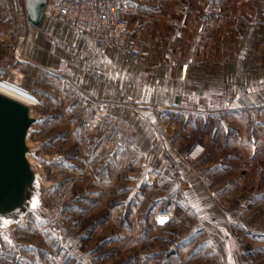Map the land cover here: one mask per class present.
Listing matches in <instances>:
<instances>
[{"label":"crops","instance_id":"obj_1","mask_svg":"<svg viewBox=\"0 0 264 264\" xmlns=\"http://www.w3.org/2000/svg\"><path fill=\"white\" fill-rule=\"evenodd\" d=\"M57 1L36 25L26 0H0V62L39 102L56 184L81 169L70 220L88 236L16 237L0 264H264V0L127 3L142 65L53 16ZM153 105L174 106L172 132ZM109 113L138 142L99 157ZM70 141L86 146L68 159ZM169 210L181 224L161 223Z\"/></svg>","mask_w":264,"mask_h":264},{"label":"built area","instance_id":"obj_2","mask_svg":"<svg viewBox=\"0 0 264 264\" xmlns=\"http://www.w3.org/2000/svg\"><path fill=\"white\" fill-rule=\"evenodd\" d=\"M132 1L143 0H58L53 9V16L63 19L79 33L86 34L100 47H109L127 57L132 63L142 65L141 49L133 37L129 21L122 15L124 5ZM213 0H198L197 4H211ZM68 50L71 44L63 43ZM5 61L0 62V86L7 87L25 96H28L38 105L39 102L30 96L29 90L20 82L13 79ZM133 101L132 96L128 97ZM137 113L138 106H133ZM150 109L156 114L159 121L168 131L172 132L175 123L174 106L160 107L153 105ZM136 127L130 119L115 114L107 116V124L98 147V156L107 157L115 152L131 149L137 145ZM203 151L196 145L189 153L192 159L198 158ZM77 179H68L59 188L47 190L49 198L58 207L63 208L74 194ZM164 222L168 225L181 224L182 219L174 211L161 213ZM242 264H250L243 260Z\"/></svg>","mask_w":264,"mask_h":264},{"label":"water","instance_id":"obj_3","mask_svg":"<svg viewBox=\"0 0 264 264\" xmlns=\"http://www.w3.org/2000/svg\"><path fill=\"white\" fill-rule=\"evenodd\" d=\"M47 1L26 0L32 23L42 22ZM38 120L29 104L0 92V224L20 220L33 204L40 178L28 136Z\"/></svg>","mask_w":264,"mask_h":264},{"label":"rangeland","instance_id":"obj_4","mask_svg":"<svg viewBox=\"0 0 264 264\" xmlns=\"http://www.w3.org/2000/svg\"><path fill=\"white\" fill-rule=\"evenodd\" d=\"M14 67H16V65ZM11 69L12 67H8L9 73L11 74L13 79L17 80L15 77V73L12 72ZM32 111L35 116H38L40 114L37 105H33ZM39 130L40 129L38 128V126H36L35 123L32 126L28 136L29 143L34 146V150L30 152V156L33 159V163L39 173L40 178L38 182L37 192L32 199V206L26 211V213L20 220L10 224H0L1 248L17 247V245L19 244L17 243L18 241L16 237H18L20 239L27 238L25 239V241H30V243H32L35 247L49 249L53 247V240H51L53 237L61 235L62 237L64 236L69 239L70 235L75 237L77 236V234H79L80 238L78 237L76 243L81 246L84 244V241L88 236L87 234L83 235V233L87 231L86 228L82 227L83 229L81 228L79 230H72V228H74V224H72L73 221L70 220V218H74V214L71 210V204L75 197V189L73 197L69 201H67L63 208L56 206L51 201V198H49L47 193L48 189L59 188L68 179L76 178L78 182V179L82 178L83 176L82 171L81 169H79L80 171L79 173L77 172L76 176L65 179L61 181L60 184H56V178L52 175L51 172H49L48 166L52 164L51 157L55 155L56 158L60 151H48L44 147V144L50 140L51 134L48 131V133L42 134L41 136ZM85 146L86 145L77 144L70 141L66 145H61L60 147L66 150V156L69 159L71 157H74L75 154H77L78 150L80 151L82 147ZM98 147L99 144L97 145L96 151L98 150ZM67 161L69 162V160Z\"/></svg>","mask_w":264,"mask_h":264},{"label":"bare ground","instance_id":"obj_5","mask_svg":"<svg viewBox=\"0 0 264 264\" xmlns=\"http://www.w3.org/2000/svg\"><path fill=\"white\" fill-rule=\"evenodd\" d=\"M0 92L5 93L7 95H10L12 97H15V98H17V99H19L21 101H24L25 103H27V104H29L31 106V110H32L34 102L32 101V99L30 97L25 96V95H23V94H21L19 92H16V91H14L12 89L7 88V87H2V86H0ZM32 114L34 115L33 111H32ZM29 157H30L31 161L33 162V159L31 158L30 155H29Z\"/></svg>","mask_w":264,"mask_h":264},{"label":"snow or ice","instance_id":"obj_6","mask_svg":"<svg viewBox=\"0 0 264 264\" xmlns=\"http://www.w3.org/2000/svg\"><path fill=\"white\" fill-rule=\"evenodd\" d=\"M164 221L162 220L161 223H163Z\"/></svg>","mask_w":264,"mask_h":264}]
</instances>
